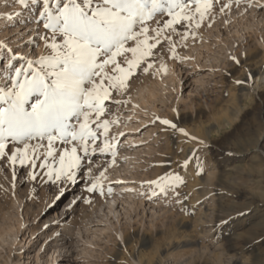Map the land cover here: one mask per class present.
Segmentation results:
<instances>
[{
    "label": "rangeland",
    "instance_id": "obj_1",
    "mask_svg": "<svg viewBox=\"0 0 264 264\" xmlns=\"http://www.w3.org/2000/svg\"><path fill=\"white\" fill-rule=\"evenodd\" d=\"M257 2L264 4V0H253ZM4 4H18L21 12L9 24L13 30L0 41H12L13 52L18 53L26 39L16 28L34 18L36 31L29 36V52L39 48L40 53V35L45 33L42 23L38 24L42 0L35 4L27 0L26 5L0 0V8ZM220 7L217 3L213 18L199 29L177 25L178 34L172 38L178 58H172L165 44L150 58L153 67L148 73L137 70L126 92L113 93L123 103L106 102L107 119H118L110 128L116 138L112 141L116 163H111V151H90L75 180L63 183L64 193L78 187L72 208L75 219L70 224L79 226L81 240L69 248V256L67 252L49 264H264V10L248 7L245 0L239 5L233 0L223 12ZM4 25H0V36ZM186 29L191 31L187 30L191 42L181 41ZM192 43L198 50L190 54L185 47L191 49ZM7 58L1 55V68ZM20 63L13 61L17 67ZM161 63L166 71H158ZM170 65L180 71L178 92L167 78ZM0 74L4 82L10 73ZM160 78H167L170 87L165 102L155 101L153 111L135 108L130 99L136 87ZM162 120L171 121L176 129ZM104 139L99 135L96 144L103 147ZM44 163L58 168V156L36 159L35 168L17 163L15 175L6 160L0 161V222L15 223L14 216L25 221L19 239L25 242L23 249L29 248L30 257L22 258L23 264H48L44 261L49 260L50 248L45 244L53 237L46 239V234L61 228L59 223L50 230L40 228L62 208L63 200L56 199L61 184L48 178V167H40ZM101 172L107 179L89 192ZM173 176L183 183L172 182ZM162 178L165 191L148 183ZM112 195L118 196L115 213L108 209L107 197ZM68 219L69 213L64 220ZM29 227L36 232L30 242ZM21 245H0V260L9 251L16 258ZM37 252L39 262L34 258Z\"/></svg>",
    "mask_w": 264,
    "mask_h": 264
},
{
    "label": "snow or ice",
    "instance_id": "obj_2",
    "mask_svg": "<svg viewBox=\"0 0 264 264\" xmlns=\"http://www.w3.org/2000/svg\"><path fill=\"white\" fill-rule=\"evenodd\" d=\"M18 2L27 4V0ZM37 2L32 0L33 4ZM232 2L42 0L38 24L42 23L45 33L40 35L43 50L39 54L35 50L30 54L14 53L5 41H0V49L13 53L6 66L10 74L0 86V161L6 160L15 175L17 163L35 168L36 159L56 160L58 156V168L40 165L48 167L50 180L61 184L56 199L64 194L63 183L75 180L76 170L90 151H111L114 165L116 150L112 141L116 138L110 135V128L118 119H107L110 110L106 102L123 103L113 93L126 92L137 70L148 73L153 67L150 58L165 44L172 58H178L172 38L178 34L177 25L199 29L206 19L213 18L217 3L223 12ZM245 2L248 7L264 10V4ZM234 3L239 5L241 0ZM187 38V32L181 35L182 40ZM13 61L23 63L17 67ZM159 70L166 71V65L161 63ZM161 123L177 127L169 120ZM179 131L188 135L183 129ZM101 134L105 137L103 147L96 144ZM58 143L62 147L58 148ZM30 176L36 179L35 174ZM104 179L107 177L101 172L88 191L100 188ZM170 179L183 183L179 176ZM148 183L165 191L163 178Z\"/></svg>",
    "mask_w": 264,
    "mask_h": 264
},
{
    "label": "bare ground",
    "instance_id": "obj_3",
    "mask_svg": "<svg viewBox=\"0 0 264 264\" xmlns=\"http://www.w3.org/2000/svg\"><path fill=\"white\" fill-rule=\"evenodd\" d=\"M20 8L21 7H19L18 4H13L11 6L9 4H4L1 6L0 10H3V14H2V17H0V25H3V24H5V25L3 28L4 32L1 34L2 36H0V37H6L13 30V29L9 28L11 26L9 24L15 18H18V15L21 12ZM22 23L23 24H18V26L20 28H16V30L19 29L18 32H20L19 34L22 35V38L26 39L25 40L26 44L19 46L18 50H16L18 52V54H21V55L31 53V52H29V47H30L29 46L30 45L29 40L31 39V38H29V36H32V34H34V32L36 31L34 26L36 25L37 20L33 18L31 21L26 20L25 22H22ZM20 30H23V32ZM187 30L188 29H186V31ZM188 31H187V33H188ZM190 32L191 31H189V33ZM189 36H191V34ZM190 38H189V40H191ZM181 41H182V39H181ZM186 41H184V42H186ZM189 42H191V41H189ZM194 43H192V45ZM7 44L10 48L13 46L12 41H10ZM204 44L206 45V42ZM187 46H188V43H187ZM199 47H200V45H199ZM185 48L187 50H189L188 53L191 51L190 54H193L198 50V47L197 46L195 47L194 45L192 46L191 49H188V47H185ZM36 49L37 48H35V52L39 53V48H38V50H36ZM187 50L185 51L186 53H187ZM2 54L5 55L6 57H8L7 59H5L6 62L9 61V59L11 58V55H12V53H9L7 51V49L5 51H0V63H1V55ZM7 64L3 65L2 68H1V64H0V72L2 71V73H4V75L7 74V71H8V69L6 67ZM178 71L176 72V70H174L173 65H170V68L167 71L168 72L167 78L171 82V84H172V82L175 83L174 86L172 85V88H175L177 92L181 86V75H180V71L179 72ZM3 79H4V76H1V74H0V86H3ZM166 79H164V80H161V78L158 80H152L151 79L152 81H144L141 84H139L136 87V90L133 92V96H131V99H130V101L133 103L135 108L139 107L142 110L146 109V111H147V109H150L153 111V110H156L155 101L159 100L160 102H165V100L169 96V94H167V93H168V91H170L169 90L170 87H168ZM175 102H176V100H175ZM137 118H140V121L142 123H144L146 121V119L142 118L141 116L140 117L137 116ZM127 138L133 140V138H131L129 136H127ZM76 186L77 185L74 186L75 189H72V190L69 189L68 190L69 192L64 193L60 197L61 199H63L62 205H61L62 208L59 209L57 212L53 213L54 217L44 220L42 222V226L40 227V228H42V227L43 228H49V230H50L53 228V225L55 223H59L61 225V228L60 227L56 228V229L52 230L50 233L46 234V239L48 237H53L50 241H48L45 244L46 247L49 246V248H50L49 260L44 261V262H48V264L51 262H54V260H56L59 256H62V257L67 256V252H68V256H69V251H68L69 248H71V247L73 248V245H74L73 243H77L78 240H81V233L82 232H81V229H79V226H77V225L73 226L70 224L71 220L75 219L74 218L75 217L74 209H72V208H73V206L76 202V199H77L76 195L74 194V191H76L78 189V187H76ZM123 186H125V185H123ZM128 187H130V186H128ZM124 188H127V186H125ZM108 198H109V201H108L109 212L115 213V209L113 207V204L116 203V201L118 200V196L112 195L110 197H107V199ZM129 198H130V196H129ZM123 201L126 202V200H122V202ZM129 205H131V204H129ZM68 213H69V219H68V221H65L64 219H65V217H67ZM11 219L15 223H9L7 221L6 222H0V245L3 246V244H8V246H14V245H18L21 243L22 245L20 247H18V249L20 248V249H22V251L17 253L16 258L10 257L11 253L9 251V253L7 254V258H3L2 260H0V264H23L24 261H22L20 263V260L22 258L27 259L30 257L28 255L29 254V252H28L29 248L23 249L25 242L22 239H19V232H20V229H22V227L25 225V221L21 220V219L18 220L17 216H14ZM59 231L60 232L62 231V234L61 233L59 234ZM27 233H29V236H28L29 241L28 242H30L34 238V236H35L34 234L36 232L34 231V228L29 227ZM72 234L75 235L76 237L75 236H74L75 238L71 237ZM87 242H88L87 240H84V243H87ZM41 248H42V245L38 248V251ZM43 251H45V247H44ZM34 258H35V262L40 261V256H39L38 252L35 254ZM60 259H63V258H60ZM135 264H140V263L136 262Z\"/></svg>",
    "mask_w": 264,
    "mask_h": 264
}]
</instances>
